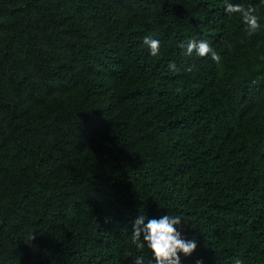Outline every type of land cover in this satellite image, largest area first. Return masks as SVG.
<instances>
[{"label":"trees","instance_id":"trees-1","mask_svg":"<svg viewBox=\"0 0 264 264\" xmlns=\"http://www.w3.org/2000/svg\"><path fill=\"white\" fill-rule=\"evenodd\" d=\"M227 2L260 29L226 0H0V264H154L133 223L163 214L181 264H264V0Z\"/></svg>","mask_w":264,"mask_h":264},{"label":"clouds","instance_id":"clouds-1","mask_svg":"<svg viewBox=\"0 0 264 264\" xmlns=\"http://www.w3.org/2000/svg\"><path fill=\"white\" fill-rule=\"evenodd\" d=\"M224 11L229 16L238 14L246 26L249 36L254 35L261 27L260 17L256 14L257 9L254 6H245L239 3H225ZM144 44L148 46L150 55L157 56L160 52V41L151 37H144ZM181 48H185L184 55L198 57L211 56L214 62L219 63L220 55L211 47L206 40H189L187 44H181ZM169 69H175V62H170ZM191 71V68L188 69ZM185 222L178 215H160L159 218H149L139 215L132 229V243L137 249L143 250L147 247L151 252V259L154 264H181V254L185 258L191 257L197 250L198 243L195 239H187L182 234V227ZM35 232L30 233L26 239L33 241ZM133 264H144L143 256H138ZM196 264H203L202 260H197ZM234 264H243L236 258Z\"/></svg>","mask_w":264,"mask_h":264}]
</instances>
